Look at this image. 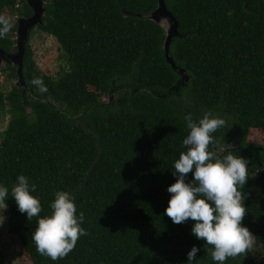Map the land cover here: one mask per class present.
<instances>
[{
  "label": "trees",
  "instance_id": "obj_1",
  "mask_svg": "<svg viewBox=\"0 0 264 264\" xmlns=\"http://www.w3.org/2000/svg\"><path fill=\"white\" fill-rule=\"evenodd\" d=\"M43 2L35 28L55 38L66 69L55 78L41 72L27 43L24 88L0 89V122L8 116L0 129L7 230L28 263L187 264L196 246L193 264H219L212 246L191 234L192 220L177 225L164 214L174 162L187 150L184 118L198 122L208 112L225 121L211 134L209 151L249 161L242 226L264 242L257 226L264 219V0H165L178 22L179 36L168 48L176 70L165 60L164 30L148 17L157 0ZM21 3L0 0V15L31 16ZM15 31L16 23L0 38L6 53L16 51ZM0 72L16 77V67L5 64ZM34 77L46 93L31 83ZM103 96L113 99L103 103ZM249 132L259 133L262 145L247 142ZM19 175L36 185L30 194L42 211L31 220L11 197ZM57 191L73 197L87 234L53 261L37 253L31 236L37 220L52 214ZM0 264H6L1 250ZM224 264L257 261L248 250Z\"/></svg>",
  "mask_w": 264,
  "mask_h": 264
},
{
  "label": "clouds",
  "instance_id": "obj_2",
  "mask_svg": "<svg viewBox=\"0 0 264 264\" xmlns=\"http://www.w3.org/2000/svg\"><path fill=\"white\" fill-rule=\"evenodd\" d=\"M12 27L11 18L0 15V38L6 37ZM31 83L41 94L48 91L40 77H34ZM184 119L190 130L183 140L187 150L174 162L172 174L176 181L167 188L170 199L164 214L177 225L192 220L191 234L212 246L209 249L212 260L224 264L229 257L246 256L256 238L242 226L246 215L243 201L247 194L241 189L248 180L249 161L230 151L222 158L209 151V145L215 143L211 134L224 126L223 119L211 112L205 113L198 122L190 115ZM189 173L192 180L186 182ZM35 190L36 185H30L24 175H19L11 187L18 211L26 213L28 220L38 217L42 211L40 201L30 194ZM8 195L9 189L0 186V213L7 209ZM50 207L52 214L37 220L31 239L37 253L56 261L66 257L79 237L87 233L80 227L84 214L76 215L73 197L68 192L57 191ZM3 220L0 214V223ZM199 251L196 246L191 248L187 264H193Z\"/></svg>",
  "mask_w": 264,
  "mask_h": 264
},
{
  "label": "rangeland",
  "instance_id": "obj_3",
  "mask_svg": "<svg viewBox=\"0 0 264 264\" xmlns=\"http://www.w3.org/2000/svg\"><path fill=\"white\" fill-rule=\"evenodd\" d=\"M5 17H10L12 24H17V18L19 15L14 13L13 15L7 14ZM17 26V25H16ZM14 32V39H15ZM28 44L31 47L33 53V60L36 64V67L43 73L48 74L49 76L55 78L59 72L66 69L65 62L61 58V50L59 45L54 37L47 35L39 28H34L28 39ZM13 68L12 65H9ZM5 65L0 67L3 68ZM6 73L0 72V89L3 92H8L13 86H17V78L14 77L10 80H6ZM113 97L103 96L101 101L103 103H109ZM8 116H5L1 120L0 129H4L7 125ZM249 136V137H248ZM248 141L250 143L262 145L261 136L257 132L248 133ZM253 192H258L259 189L252 190ZM4 220L0 223V250L3 252L4 259L6 264H29L25 254L22 252L19 247L17 240L9 235L8 233V214L7 209L2 213ZM257 226L261 229H264V219L257 223ZM260 231V229H259ZM253 234V233H252ZM251 257L256 259L257 264H263L264 260V242L263 241H254L253 247L249 249Z\"/></svg>",
  "mask_w": 264,
  "mask_h": 264
},
{
  "label": "water",
  "instance_id": "obj_4",
  "mask_svg": "<svg viewBox=\"0 0 264 264\" xmlns=\"http://www.w3.org/2000/svg\"><path fill=\"white\" fill-rule=\"evenodd\" d=\"M15 1L25 3L31 10L32 15L28 18H18L15 33L16 51L14 53H6L0 49V67L5 64L16 67L17 87L23 89L25 85L23 78L25 46L28 43L29 31L42 25L45 14V3L43 0ZM148 17L152 22L158 24L164 30L165 40L163 42V48L165 60L173 70H176L173 60L168 55V48L171 40L179 36L177 20L166 7L165 0H157V8ZM181 73L183 72L181 71Z\"/></svg>",
  "mask_w": 264,
  "mask_h": 264
},
{
  "label": "flooded vegetation",
  "instance_id": "obj_5",
  "mask_svg": "<svg viewBox=\"0 0 264 264\" xmlns=\"http://www.w3.org/2000/svg\"><path fill=\"white\" fill-rule=\"evenodd\" d=\"M16 7L17 8H19V7H22V3L21 2H17V4H16ZM32 13V12H31ZM32 15V14H31ZM30 17V16H29ZM18 18H20V17H18ZM18 18H17V20H18ZM23 18H28V17H23ZM16 20V21H17ZM17 25V24H16ZM21 90H22V88H20Z\"/></svg>",
  "mask_w": 264,
  "mask_h": 264
}]
</instances>
